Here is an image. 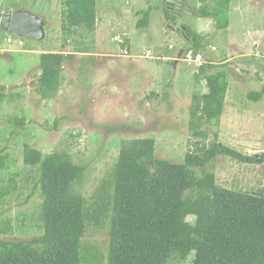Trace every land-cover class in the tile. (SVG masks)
Masks as SVG:
<instances>
[{"label": "rangeland", "instance_id": "374dc122", "mask_svg": "<svg viewBox=\"0 0 264 264\" xmlns=\"http://www.w3.org/2000/svg\"><path fill=\"white\" fill-rule=\"evenodd\" d=\"M216 2L96 0L95 31L79 28L70 38L62 30V0H0L1 13L28 11L47 27L45 41L0 33V240L29 241L45 230L41 169L25 163L26 145L44 156L67 153L85 168L83 180L73 185L87 222L82 264L108 263L115 167L124 141L154 138L156 157L179 164L196 142L264 153V98L256 103L247 96L264 89V60L252 52L264 32V0H228V15L221 18L229 23L226 30L200 15ZM183 6L188 12L177 13ZM165 8L181 17L168 21ZM146 13L150 24L140 28ZM183 27L202 37L201 65L228 63L219 67L230 85L223 115L203 125L204 140L189 127L193 96L207 94L208 87L201 65L189 59L194 50ZM43 53L75 55L64 64L62 86L50 100L37 88ZM207 172L223 188L264 197V164L219 157ZM186 195L199 199L203 193ZM193 262L194 254L186 260L174 255L169 263Z\"/></svg>", "mask_w": 264, "mask_h": 264}, {"label": "trees", "instance_id": "16d2710c", "mask_svg": "<svg viewBox=\"0 0 264 264\" xmlns=\"http://www.w3.org/2000/svg\"><path fill=\"white\" fill-rule=\"evenodd\" d=\"M214 1L217 2L212 9L203 7L200 15L213 18L216 28L226 30L229 23L221 18L228 15V0ZM62 6L64 34L71 38L79 28L95 31L96 0H62ZM165 10L170 21L174 14L169 8ZM149 22L146 13L138 25L148 28ZM185 31L194 50L189 59H197L201 56L202 37L191 35L186 27ZM78 49L79 53L87 50ZM254 49L253 46L255 54ZM74 57L41 54L37 88L43 99L57 96L63 83V66ZM227 64L201 65L208 92L193 96L189 129L203 140L208 135L201 130L203 125L219 122L223 115L230 85L227 71L219 67ZM247 96L259 103L264 89ZM194 146V152L179 164L156 157L154 138L122 143L115 167L107 264H170L174 255L186 260L193 254V264H264V197L223 188L217 184L216 175L207 172V167L219 157L263 165L264 153L246 155L221 143L207 146L196 142ZM24 159L29 166L40 165L45 230L29 241L0 240V264H82L81 245L87 222L84 202L76 187L84 178L85 168L76 165L67 153L44 156L28 145ZM196 169L201 170V176ZM195 191L205 196L194 199L186 195Z\"/></svg>", "mask_w": 264, "mask_h": 264}, {"label": "water", "instance_id": "95a60500", "mask_svg": "<svg viewBox=\"0 0 264 264\" xmlns=\"http://www.w3.org/2000/svg\"><path fill=\"white\" fill-rule=\"evenodd\" d=\"M0 28L20 38L47 39L45 20L28 11L1 13Z\"/></svg>", "mask_w": 264, "mask_h": 264}, {"label": "built area", "instance_id": "2783aa9c", "mask_svg": "<svg viewBox=\"0 0 264 264\" xmlns=\"http://www.w3.org/2000/svg\"><path fill=\"white\" fill-rule=\"evenodd\" d=\"M261 35H262V36H261V40H260V42L255 43L254 46H255L256 49L258 50V52H257V50H256V53L260 54L258 57H261V58L264 59V32H263V34H261ZM196 63H198V64L201 65L200 57H198V58L196 59Z\"/></svg>", "mask_w": 264, "mask_h": 264}, {"label": "flooded vegetation", "instance_id": "af4514ba", "mask_svg": "<svg viewBox=\"0 0 264 264\" xmlns=\"http://www.w3.org/2000/svg\"><path fill=\"white\" fill-rule=\"evenodd\" d=\"M177 6H178V4H176ZM177 9H178V7H177ZM187 7L185 6L183 9H182V11H177V13H182V12H188L187 10ZM177 13H173L174 15H175V17H181V15H178ZM191 14L192 15H195V12L193 11V12H191ZM175 24V23H174ZM176 25V24H175ZM183 30L185 31V27H183ZM185 34H187V32L185 31Z\"/></svg>", "mask_w": 264, "mask_h": 264}, {"label": "crops", "instance_id": "0c3cea01", "mask_svg": "<svg viewBox=\"0 0 264 264\" xmlns=\"http://www.w3.org/2000/svg\"><path fill=\"white\" fill-rule=\"evenodd\" d=\"M2 31H3V29H2ZM7 38H8V37H7ZM7 38H5L6 43H7V41H8ZM7 44H8V43H7ZM20 45H23L22 42L20 43Z\"/></svg>", "mask_w": 264, "mask_h": 264}]
</instances>
